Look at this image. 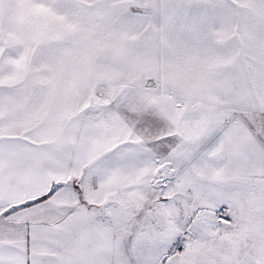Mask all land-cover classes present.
Wrapping results in <instances>:
<instances>
[{
    "label": "snow or ice",
    "instance_id": "obj_1",
    "mask_svg": "<svg viewBox=\"0 0 264 264\" xmlns=\"http://www.w3.org/2000/svg\"><path fill=\"white\" fill-rule=\"evenodd\" d=\"M0 264H264V0H0Z\"/></svg>",
    "mask_w": 264,
    "mask_h": 264
}]
</instances>
